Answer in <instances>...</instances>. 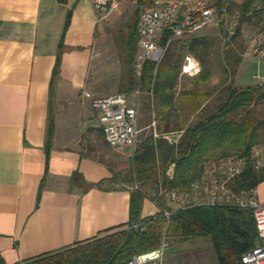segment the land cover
Here are the masks:
<instances>
[{"label": "crops", "instance_id": "obj_1", "mask_svg": "<svg viewBox=\"0 0 264 264\" xmlns=\"http://www.w3.org/2000/svg\"><path fill=\"white\" fill-rule=\"evenodd\" d=\"M133 16L113 21L96 12L91 0H0V264H26L128 222L132 188L123 175L129 165L122 170L115 153L126 155L132 148H113L103 139L91 106L97 93L90 70L112 30L120 31L115 44L127 58ZM203 35L172 42L185 45ZM61 45L59 75L52 83ZM179 46L173 51L183 55L182 67L186 56L199 63L192 75L181 69L179 79L194 80L201 60ZM50 102L54 135L47 158ZM76 171L91 184L87 191L72 182ZM255 191L264 202V182ZM157 211L143 200L142 217ZM190 255L183 264H216L211 254L199 256L200 250Z\"/></svg>", "mask_w": 264, "mask_h": 264}, {"label": "trees", "instance_id": "obj_2", "mask_svg": "<svg viewBox=\"0 0 264 264\" xmlns=\"http://www.w3.org/2000/svg\"><path fill=\"white\" fill-rule=\"evenodd\" d=\"M218 9L239 16L235 35L229 40L220 28L224 40L220 51L226 76L220 86L212 90L188 91L185 94L195 103L188 112L191 120L183 117L179 107L177 85L182 69L183 55L180 42L167 45L173 36L163 33L158 40L166 52L159 62L148 60L140 76L133 69L137 52V24L139 10L127 23L128 79L124 92L139 91L148 101L154 116L150 134L139 138L131 156V164L123 175L130 185V209L127 223L105 231L84 242L42 255L26 264H128L135 256L159 250L168 239L188 242L207 238L211 242L216 264H243L242 256L262 244L256 227L253 209L234 205H192L173 208L167 192H187L191 184L199 180L210 162H218L236 156L244 159L243 172L228 183L236 194L250 192L264 182V171H256L251 165V153L264 129V82L252 85L236 84L235 77L242 64L245 46L241 41L246 27L264 29V0H216ZM155 0H137L139 8L149 9ZM219 41L203 35L188 40L182 50L194 54L202 63L201 73L195 83L207 82L212 72L207 69ZM61 45L54 67L52 83L59 75ZM186 115V114H185ZM157 124V126H156ZM52 102L48 116L46 136L47 158L54 135ZM72 182L87 191L91 186L79 172ZM153 191L150 194L147 189ZM151 200L158 211L142 217L144 199ZM165 212L170 215L166 217Z\"/></svg>", "mask_w": 264, "mask_h": 264}, {"label": "built area", "instance_id": "obj_3", "mask_svg": "<svg viewBox=\"0 0 264 264\" xmlns=\"http://www.w3.org/2000/svg\"><path fill=\"white\" fill-rule=\"evenodd\" d=\"M94 10L104 16L116 9V0H91ZM216 0H163L157 2L154 9L139 8L137 24V52L133 69L140 76L144 63L148 60L159 62L166 47L158 44L160 36L166 32L172 38H181L186 34L198 33L213 25L222 27L229 40L235 35L239 25V16L232 15L224 6L218 9ZM169 39L167 45L171 42ZM250 54L258 61L264 60V29L252 41ZM199 71V63L192 56H186L182 73L192 75ZM136 94H140L136 91ZM92 109L97 114L99 126L106 143L113 148L135 147L139 130V113L135 105L129 102L126 94H113L92 99ZM251 165L256 171H264V143L254 146L251 153ZM245 161L236 156L218 162H210L199 180L194 181L190 190L178 193L167 192L169 201L182 203L179 207L203 205H234L253 209L255 223L262 244L242 256L243 264H264V202L256 197V191L236 194L229 189L228 183L240 175ZM164 215L168 217L169 212ZM165 247L159 250L135 256L128 264H163Z\"/></svg>", "mask_w": 264, "mask_h": 264}, {"label": "rangeland", "instance_id": "obj_4", "mask_svg": "<svg viewBox=\"0 0 264 264\" xmlns=\"http://www.w3.org/2000/svg\"><path fill=\"white\" fill-rule=\"evenodd\" d=\"M240 2L241 0H235ZM117 7L116 9L110 13L112 20L117 21L124 17H128L129 15L133 16L136 9L139 10L137 5V0H116ZM220 27L217 25H213L209 28H206L205 31H201L204 35L211 36L219 41L218 49H214L212 55L209 57V61L207 63V69H210L212 72L210 79L201 84L195 83V81L191 78L183 77V79H179L177 85V94L179 102V107L183 111V117L186 121L191 120V116L187 110L191 108V106L195 103V99L193 100L185 94L188 90H212L215 87L220 86V81L226 76L225 68L222 60V55L220 51V47L223 44V39L221 38ZM200 32V33H201ZM259 27H246L243 31L242 35V43L245 46V54L242 64L238 70V73L235 77L236 84L239 85H252L257 83L264 82V60L258 61L253 58L250 54V48L252 45L253 38L259 34ZM120 35V31L112 30L110 35L108 34L105 42L103 44V49L101 55L96 59V62L92 63V68L90 70V86L96 91V95L94 98L109 96L113 94L124 93L125 87L127 85L128 79V67H127V58L123 54L121 50V44L117 41L115 44V36L118 38ZM184 47V43H180ZM186 58V57H185ZM129 98V102L135 105L138 109L139 113V138H143L144 136L150 134L153 126L154 116L152 114L151 108H148V101L144 95L136 94V92H132L127 95ZM92 100V99H91ZM92 104V102H91ZM186 114V115H185ZM157 126V124H156ZM138 138V139H139ZM259 140H264V129L260 131ZM131 150V151H130ZM132 149H128L126 151V155L117 154L119 157L121 156V161L124 162L120 164L122 166V170L131 164L130 162V153H132ZM112 152V149L108 150ZM117 152V151H116ZM118 157V158H119ZM130 163V164H129ZM128 168V167H127ZM124 169V172L127 170ZM129 186V185H128ZM150 194H153V191L147 189ZM183 205L182 203L174 204L171 203L173 208H179V206ZM165 247V255H164V264H183L185 259H188L190 254L193 251L200 250L202 251V255L208 257L210 254L213 257V248L209 239H195L188 242H183L181 240H173L166 239L163 242ZM206 257V258H207ZM211 258V257H209ZM201 259V258H200ZM210 262L205 264H209Z\"/></svg>", "mask_w": 264, "mask_h": 264}]
</instances>
